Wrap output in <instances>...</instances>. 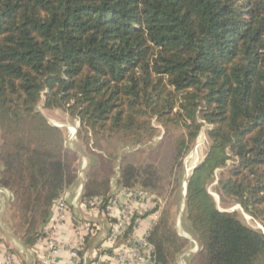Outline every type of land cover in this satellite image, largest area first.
<instances>
[{
    "label": "trees",
    "instance_id": "16d2710c",
    "mask_svg": "<svg viewBox=\"0 0 264 264\" xmlns=\"http://www.w3.org/2000/svg\"><path fill=\"white\" fill-rule=\"evenodd\" d=\"M39 104L78 122L77 137L96 158L82 197L101 198L103 210L114 196L118 143L142 144L160 124L174 136L161 159L173 189L207 124L210 143L185 193L201 246L191 264H264V0H0V186L14 194L12 229L26 247L77 185L78 155ZM160 170L125 163L117 188L153 192ZM213 181L221 202L239 205L262 229L219 210ZM148 241L153 264H173L188 244L168 208Z\"/></svg>",
    "mask_w": 264,
    "mask_h": 264
},
{
    "label": "crops",
    "instance_id": "0c3cea01",
    "mask_svg": "<svg viewBox=\"0 0 264 264\" xmlns=\"http://www.w3.org/2000/svg\"><path fill=\"white\" fill-rule=\"evenodd\" d=\"M65 145L72 147L66 144V141ZM79 154L81 169L79 182L74 188L66 190L60 198L67 205L64 219L55 225L51 221L54 215L52 212L50 219L44 226L49 227V236L42 235V238L37 239L31 247H26L7 225V214L10 202L13 199V192L0 186V260L5 252H9L13 256L15 264H71L66 246L77 242L76 232L79 230V226H83L81 231L85 233V240L79 249V260L76 264H79L82 260V264H119L116 254L123 246L124 241L119 242L120 235L113 243L108 241L109 233L116 220L124 216L126 209H131L133 214L143 215L137 218L134 227V234L137 237H143L155 224L160 215V209L157 208L153 211L149 200H144L140 196L135 197L137 194L135 188L119 189L115 181L111 183L112 191L121 204L118 208L103 210L100 209V206H90L86 200H83L89 157L81 152ZM109 217L115 219V222L111 223ZM90 223L97 224L99 227L95 235L87 233L84 229V225ZM48 237H52L56 243L61 245V251L53 261L47 258L45 240Z\"/></svg>",
    "mask_w": 264,
    "mask_h": 264
},
{
    "label": "rangeland",
    "instance_id": "374dc122",
    "mask_svg": "<svg viewBox=\"0 0 264 264\" xmlns=\"http://www.w3.org/2000/svg\"><path fill=\"white\" fill-rule=\"evenodd\" d=\"M38 109L42 111L48 121L59 127L60 129L64 130L65 137H66V144H68L69 148H72L76 151L78 158L76 160V168H77V183L79 182V172L81 171L79 166V159H80V152L87 155L89 157V164L94 163L96 158L91 155L86 150V144H84L83 140L80 137H77V130H78V122L70 117L67 113L54 109V110H46L41 107L39 104ZM154 126L156 127V132L154 136L145 141L142 144H138L135 146L131 145H120L118 143L117 149H115L112 155L116 156L113 160V172L114 174L110 176V181L113 182L116 180L117 174L120 173V167L125 163H133L136 166H142L143 164L152 163L155 167H159L160 170V177L161 180L158 183L157 189L153 192L145 191L140 188L138 185L134 187L136 189L135 192L140 194L141 192L144 195H141L143 199L149 200L151 202L152 209L157 207L160 209V212L168 208L170 209L172 219L175 223V228L178 234L184 238L188 239V244L181 253H179L175 259L173 264H191L192 257L196 255L201 246L199 241L195 238L192 229L188 220L186 219V207H185V196H183L184 192V182H188L190 172L192 168L197 165L205 156V153L209 146V138L207 136L206 130L209 128L207 124L201 127V130L192 144L188 152L185 154L183 159L181 160L180 167L176 170L175 178L177 177L180 181L179 186L174 187L172 189L171 184L169 182V178L167 176V170L164 169L166 166V162H161V159L165 156V150L167 149L168 145L171 144L172 139L174 136L165 135L164 128L156 123L153 122ZM59 125V126H58ZM75 139V140H74ZM116 142V141H115ZM116 144V143H115ZM100 147H105V143L101 142ZM98 147V148H100ZM98 148H92L93 151L98 152L100 151ZM103 148H101L103 150ZM156 154V155H155ZM163 160V159H162ZM87 167V169H88ZM218 172H216L215 181L218 177ZM176 178V179H177ZM213 181L208 185V190L215 199L217 208L221 211H235L238 214V217L248 226L260 229V225L257 221L252 219L249 215H247L242 208L237 204H225L221 202L218 194L215 191L216 182ZM14 200V194L13 199ZM11 201V202H12ZM10 202V203H11ZM155 211V210H154ZM15 220L11 216V211L7 214V225L12 229V225L16 223ZM13 231V229H12ZM14 233V232H13ZM119 242L122 243L121 240Z\"/></svg>",
    "mask_w": 264,
    "mask_h": 264
},
{
    "label": "built area",
    "instance_id": "2783aa9c",
    "mask_svg": "<svg viewBox=\"0 0 264 264\" xmlns=\"http://www.w3.org/2000/svg\"><path fill=\"white\" fill-rule=\"evenodd\" d=\"M141 195L146 196L142 192L140 194H136L135 197H141ZM86 202L90 206L98 207L101 205L102 200L99 197H92ZM119 199L114 195L107 203V209H115L120 206ZM67 211V205L61 200H57L53 207V213L51 221L56 225L64 219L65 213ZM133 217V211L131 209H126L124 216L118 218L116 222L112 226V230L109 233L108 241L113 243L116 238L121 235L126 229L127 225L131 222ZM134 222L137 223V218L134 219ZM153 227V226H152ZM151 227V229H152ZM79 230L76 232L77 242L72 245L66 246L68 254L70 256L71 264H76L79 260V249L83 245L85 240V233L82 232L83 226L78 227ZM84 229L87 233L96 234L99 227L97 224L90 223L85 224ZM151 229H149L143 237H137L134 234V228L132 231L126 236L124 240L123 246L117 252L116 258L119 264H153L154 263V255H153V246L148 241V236L150 234ZM49 236V227H44L42 231V235ZM42 235L38 237V240L42 238ZM47 247V258L49 260H55L61 251V245L56 243L52 237H48L45 240ZM0 264H15L13 256L9 252H5L2 259L0 260ZM101 264V263H96Z\"/></svg>",
    "mask_w": 264,
    "mask_h": 264
},
{
    "label": "water",
    "instance_id": "95a60500",
    "mask_svg": "<svg viewBox=\"0 0 264 264\" xmlns=\"http://www.w3.org/2000/svg\"><path fill=\"white\" fill-rule=\"evenodd\" d=\"M186 185H187V181L184 182V192H183V196H185V193H186ZM184 202H185V199H184ZM185 207H186V203H185ZM261 229H262V227H261ZM263 232H264V230H263Z\"/></svg>",
    "mask_w": 264,
    "mask_h": 264
}]
</instances>
